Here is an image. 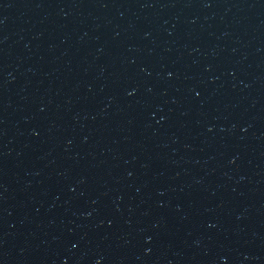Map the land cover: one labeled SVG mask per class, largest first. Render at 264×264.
Masks as SVG:
<instances>
[{
  "label": "water",
  "instance_id": "water-1",
  "mask_svg": "<svg viewBox=\"0 0 264 264\" xmlns=\"http://www.w3.org/2000/svg\"><path fill=\"white\" fill-rule=\"evenodd\" d=\"M0 264H264V0H0Z\"/></svg>",
  "mask_w": 264,
  "mask_h": 264
}]
</instances>
